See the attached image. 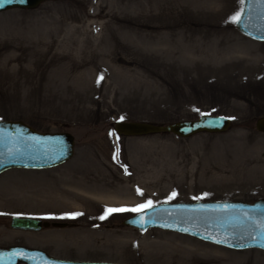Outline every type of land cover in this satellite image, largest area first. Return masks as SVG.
<instances>
[{
  "label": "rangeland",
  "instance_id": "374dc122",
  "mask_svg": "<svg viewBox=\"0 0 264 264\" xmlns=\"http://www.w3.org/2000/svg\"><path fill=\"white\" fill-rule=\"evenodd\" d=\"M242 7L243 0H47L0 12V119L76 137L61 165L0 174V247L125 264H264L262 249L123 225L136 212L99 218L148 200L264 198V132L256 128L264 41L236 28L231 17ZM203 114L228 116L232 126L188 138L126 137L114 128ZM15 215L68 225L15 230Z\"/></svg>",
  "mask_w": 264,
  "mask_h": 264
},
{
  "label": "water",
  "instance_id": "95a60500",
  "mask_svg": "<svg viewBox=\"0 0 264 264\" xmlns=\"http://www.w3.org/2000/svg\"><path fill=\"white\" fill-rule=\"evenodd\" d=\"M47 0H11L0 7L36 9ZM236 28L243 34L264 41V2L244 0ZM232 126L225 115L203 114L197 119L161 124L144 120H120L115 131L120 136L172 133L188 138L199 133H221ZM264 132V116L256 120ZM76 137L69 131L44 132L23 120L0 119V174L12 168L44 169L61 165L75 153ZM143 217L144 222H139ZM123 225L140 230L158 228L181 232L233 249L264 250V198L242 200L160 202L123 220ZM67 222L48 221L30 216H13L11 227L40 231L66 227ZM243 245V246H241ZM0 264H125L58 258L45 250L24 245L0 247Z\"/></svg>",
  "mask_w": 264,
  "mask_h": 264
},
{
  "label": "snow or ice",
  "instance_id": "6c2138e0",
  "mask_svg": "<svg viewBox=\"0 0 264 264\" xmlns=\"http://www.w3.org/2000/svg\"><path fill=\"white\" fill-rule=\"evenodd\" d=\"M10 2H11V0H0V7H2L4 4L10 3ZM259 2H264V0H259ZM231 19L234 22H239L240 21L239 13H237L236 15H233L231 17ZM102 79H103V76L101 75L100 77H98L97 83H99L100 80H102ZM121 119H123V117H121ZM138 192H139V189H138ZM175 195H176V193L173 192L171 194V196L169 197V199L175 197ZM195 199H199V197H196ZM151 207H152V201L148 200L145 204H140V205H138V206H136L134 208H131V209H129V208H106L104 215L100 216L99 218L101 220H103V219H105V217L107 215H109L111 213H114V212H123V211L141 212V211H143V210H145L147 208H151ZM69 215L75 217V216H78V215H82V213H71ZM139 222L141 224L144 222L143 217L140 218ZM241 246H243V245H241Z\"/></svg>",
  "mask_w": 264,
  "mask_h": 264
}]
</instances>
